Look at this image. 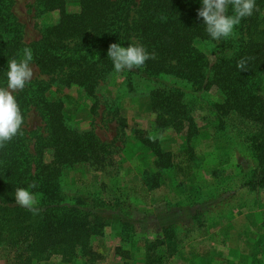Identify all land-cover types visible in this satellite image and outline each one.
<instances>
[{"label":"trees","instance_id":"16d2710c","mask_svg":"<svg viewBox=\"0 0 264 264\" xmlns=\"http://www.w3.org/2000/svg\"><path fill=\"white\" fill-rule=\"evenodd\" d=\"M66 1L36 0L39 14L57 12L59 20L44 30L38 42L27 45L24 27L13 11L15 1L0 0V87L7 85L8 60L21 58L26 47L33 51L32 64L50 79L34 81L15 93L24 125L31 109L44 123L45 134L35 139L37 153L29 149L24 125L23 135L0 149V257L7 264H39L56 257L71 263L80 256L94 257L92 239L106 226L130 227L117 210L118 204L108 202L106 212H114L108 214L97 208L103 205L97 200L89 201L96 206L87 209L88 199L63 192L65 168L97 164L110 153L93 131H78L65 123L63 99L47 96L53 86L76 87L94 100L91 112H95L97 87L115 71L107 57L112 43L140 44L156 53V59H149L139 69L122 73L157 86L150 92L156 129L184 135L189 149L197 134L190 116L195 103L204 104L218 127L228 126L225 119L229 116L250 126L247 142L261 167L256 185L264 188V94L260 91L264 0H256L253 15L236 26L232 37L218 41L211 39L202 18L197 17L201 0H78L77 13L67 12ZM208 42L216 43L213 62L198 47ZM245 57L251 58L250 66L239 71L237 62ZM213 88L220 98L211 102L206 96ZM135 136L156 158L157 171L146 183L150 190L160 187L161 174L172 168L183 178L190 177V162L177 166L174 155L164 152L157 140L144 131H136ZM45 150L52 152L48 163L38 156ZM32 183L37 187L30 191L41 209L37 215L19 207L14 197L16 188ZM158 260L148 252L145 264H158Z\"/></svg>","mask_w":264,"mask_h":264},{"label":"rangeland","instance_id":"374dc122","mask_svg":"<svg viewBox=\"0 0 264 264\" xmlns=\"http://www.w3.org/2000/svg\"><path fill=\"white\" fill-rule=\"evenodd\" d=\"M14 1L13 11L24 27L27 45L38 42L44 30L59 20L57 12L39 14L36 0ZM66 10L77 13L79 1L67 0ZM198 47L214 61L216 43ZM32 66L30 83L50 80ZM156 87L112 71L97 87L93 113L94 100L76 87L53 86L48 91L49 99H63L65 123L78 131H93L110 153L100 163L65 168L63 192L101 202L97 208L102 212L110 209L108 202L118 204L117 210L130 227L106 226L92 239L94 257L80 256L71 263L56 257L39 264H145L148 252L160 258L158 264H221L212 258L225 259L227 263L222 264H264V188L256 185L261 167L247 142L250 126L229 116L225 119L228 126L218 127L204 104L195 103L190 116L197 134L189 149L184 135L156 129L150 97ZM260 91L264 94V76ZM206 98L218 101V90L211 89ZM24 128L29 149L36 154L35 139L45 129L35 109L29 112ZM136 131L157 140L164 152L174 155L177 166L190 162V177L183 178L172 168L161 174L160 187L150 190L146 183L157 171L156 158L138 141ZM38 156L48 163L52 152L45 150ZM92 203L87 209L96 206ZM0 264L7 262L0 257Z\"/></svg>","mask_w":264,"mask_h":264},{"label":"clouds","instance_id":"9594fccd","mask_svg":"<svg viewBox=\"0 0 264 264\" xmlns=\"http://www.w3.org/2000/svg\"><path fill=\"white\" fill-rule=\"evenodd\" d=\"M256 8V0H201L197 17L202 18L205 31L211 39L218 41L232 37L236 26L244 18L252 16ZM107 57L112 61L114 70L119 73L124 70L139 69L149 59H156V53H149L140 44H129L125 47L112 43L109 45ZM250 59L241 58L237 62L238 70L247 71ZM32 61L33 51L27 47L23 49L21 58L8 60L7 85L0 87V149L17 135H23L24 116L15 93L23 91L33 79ZM150 139L154 138L150 137ZM36 187L37 185L32 183L27 188H16L14 196L19 207L27 209L34 215L41 211L36 195L30 191Z\"/></svg>","mask_w":264,"mask_h":264},{"label":"crops","instance_id":"0c3cea01","mask_svg":"<svg viewBox=\"0 0 264 264\" xmlns=\"http://www.w3.org/2000/svg\"><path fill=\"white\" fill-rule=\"evenodd\" d=\"M192 169H193V166H192ZM212 260H217V261H219L221 264H222V263H227V261H226L225 259L220 260L219 258H218V259H217V258H212Z\"/></svg>","mask_w":264,"mask_h":264}]
</instances>
